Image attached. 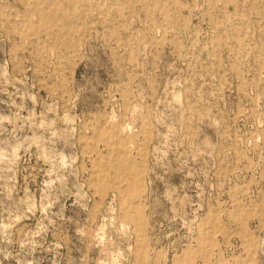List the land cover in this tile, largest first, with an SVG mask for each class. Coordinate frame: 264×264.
I'll list each match as a JSON object with an SVG mask.
<instances>
[{
	"label": "rangeland",
	"instance_id": "1",
	"mask_svg": "<svg viewBox=\"0 0 264 264\" xmlns=\"http://www.w3.org/2000/svg\"><path fill=\"white\" fill-rule=\"evenodd\" d=\"M0 264H264V0H0Z\"/></svg>",
	"mask_w": 264,
	"mask_h": 264
}]
</instances>
